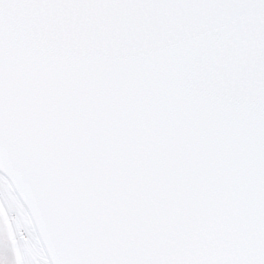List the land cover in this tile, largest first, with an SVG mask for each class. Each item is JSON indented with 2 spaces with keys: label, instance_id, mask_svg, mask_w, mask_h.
<instances>
[{
  "label": "snow or ice",
  "instance_id": "snow-or-ice-1",
  "mask_svg": "<svg viewBox=\"0 0 264 264\" xmlns=\"http://www.w3.org/2000/svg\"><path fill=\"white\" fill-rule=\"evenodd\" d=\"M0 264H264V0H0Z\"/></svg>",
  "mask_w": 264,
  "mask_h": 264
}]
</instances>
